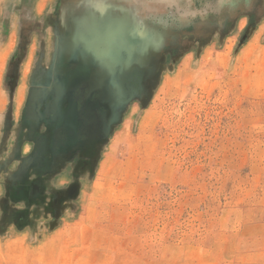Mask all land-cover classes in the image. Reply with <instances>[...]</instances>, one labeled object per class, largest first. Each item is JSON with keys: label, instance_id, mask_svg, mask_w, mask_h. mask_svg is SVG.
I'll return each mask as SVG.
<instances>
[{"label": "rangeland", "instance_id": "rangeland-1", "mask_svg": "<svg viewBox=\"0 0 264 264\" xmlns=\"http://www.w3.org/2000/svg\"><path fill=\"white\" fill-rule=\"evenodd\" d=\"M147 1L0 0V264H264V0ZM70 25L61 66L154 68L47 173L21 121Z\"/></svg>", "mask_w": 264, "mask_h": 264}, {"label": "flooded vegetation", "instance_id": "flooded-vegetation-1", "mask_svg": "<svg viewBox=\"0 0 264 264\" xmlns=\"http://www.w3.org/2000/svg\"><path fill=\"white\" fill-rule=\"evenodd\" d=\"M74 27L58 30L47 69L31 86L21 121L27 125L33 140L40 144L37 149L41 148L42 157L48 160L44 162L48 165L47 173L78 160L103 142L111 133L117 111L126 102L142 96L154 68L151 63L134 71L129 78L127 71H114L98 59L85 72L75 65L61 66L62 40L74 33ZM123 59L127 61L126 57ZM111 85L126 86L127 89H122L124 96L118 95ZM127 90L130 93L126 95ZM32 188L33 194L39 195V186Z\"/></svg>", "mask_w": 264, "mask_h": 264}, {"label": "bare ground", "instance_id": "bare-ground-1", "mask_svg": "<svg viewBox=\"0 0 264 264\" xmlns=\"http://www.w3.org/2000/svg\"><path fill=\"white\" fill-rule=\"evenodd\" d=\"M127 1V0H126ZM131 1V0H130ZM147 1V0H146ZM144 2V1H143ZM147 2H150V1H147ZM166 2V1H165ZM223 2V1H222ZM242 2V1H241ZM102 3V2H101ZM100 3V4H101ZM131 3H133V2H131ZM152 3V2H151ZM159 3V2H158ZM164 3V2H163ZM215 3V2H214ZM240 3V2H239ZM149 4V3H148ZM228 4V3H227ZM234 4V3H233ZM238 4V3H237ZM131 5V4H130ZM165 6H167V5H165ZM119 7V6H118ZM121 7V6H120ZM144 7H145V5H144ZM215 7V6H214ZM221 7V6H220ZM223 7V6H222ZM228 7V6H227ZM230 7V6H229ZM179 9V8H178ZM214 9V8H213ZM226 9V8H225ZM154 10H155V8H154ZM153 10V11H154ZM210 10V9H209ZM212 10V9H211ZM218 10V9H217ZM228 10V9H227ZM141 11V10H140ZM147 12V11H146ZM207 13V12H206ZM134 14V13H133ZM156 24V23H155ZM189 24V23H188ZM191 24V23H190ZM97 27V26H96Z\"/></svg>", "mask_w": 264, "mask_h": 264}, {"label": "crops", "instance_id": "crops-1", "mask_svg": "<svg viewBox=\"0 0 264 264\" xmlns=\"http://www.w3.org/2000/svg\"><path fill=\"white\" fill-rule=\"evenodd\" d=\"M74 26H75V27L73 28V31H74V33H77V32H78L77 30H78L79 28H77L76 25H74ZM80 30H81V29H80Z\"/></svg>", "mask_w": 264, "mask_h": 264}]
</instances>
